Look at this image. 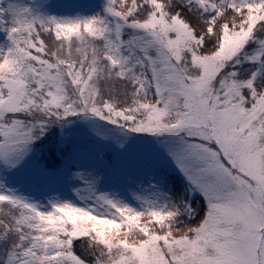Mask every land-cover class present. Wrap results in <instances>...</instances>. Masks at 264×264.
Segmentation results:
<instances>
[{
  "label": "snow or ice",
  "instance_id": "snow-or-ice-1",
  "mask_svg": "<svg viewBox=\"0 0 264 264\" xmlns=\"http://www.w3.org/2000/svg\"><path fill=\"white\" fill-rule=\"evenodd\" d=\"M0 264H264V0H0Z\"/></svg>",
  "mask_w": 264,
  "mask_h": 264
},
{
  "label": "rangeland",
  "instance_id": "rangeland-1",
  "mask_svg": "<svg viewBox=\"0 0 264 264\" xmlns=\"http://www.w3.org/2000/svg\"><path fill=\"white\" fill-rule=\"evenodd\" d=\"M78 2L87 3V2H90V0H78Z\"/></svg>",
  "mask_w": 264,
  "mask_h": 264
}]
</instances>
